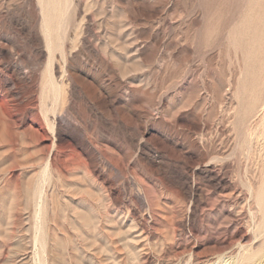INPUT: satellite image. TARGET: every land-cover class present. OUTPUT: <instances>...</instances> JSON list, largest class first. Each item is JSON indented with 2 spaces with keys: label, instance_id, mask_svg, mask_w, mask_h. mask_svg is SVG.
<instances>
[{
  "label": "rangeland",
  "instance_id": "1",
  "mask_svg": "<svg viewBox=\"0 0 264 264\" xmlns=\"http://www.w3.org/2000/svg\"><path fill=\"white\" fill-rule=\"evenodd\" d=\"M263 78L264 0H0V264H264Z\"/></svg>",
  "mask_w": 264,
  "mask_h": 264
},
{
  "label": "bare ground",
  "instance_id": "2",
  "mask_svg": "<svg viewBox=\"0 0 264 264\" xmlns=\"http://www.w3.org/2000/svg\"><path fill=\"white\" fill-rule=\"evenodd\" d=\"M43 10H44V9H43ZM49 10H50V8H49ZM43 12H44V11H43ZM44 22H45V21H44ZM44 25H45V23H44ZM44 25H43V27H44ZM48 25H49V23H48ZM46 26H47V24H46ZM45 29H48V26H47V28L45 27ZM48 31H49V30H48ZM48 31H47V32H48ZM47 32H46V33H47ZM48 34H50V32H49ZM49 37H50V36H49ZM47 41H48L47 43H50L49 41H51V39L48 38ZM50 47H51V46H50ZM51 52H52V51H51ZM52 54H53V53H52ZM52 58H53V56H52ZM50 59H51V58H49V61H50ZM51 60H52V59H51ZM49 63H50V62H49ZM50 64H51V63H50ZM50 66H51V65H50ZM50 75H51V74H50ZM51 77H52V76H51ZM261 78H262V77H261ZM54 79H55V78H54ZM54 79L52 78L53 82H54ZM263 80H264V78H263ZM49 81H51V80L49 79ZM51 82H52V81H51ZM51 82H50V84L53 83V82H52V83H51ZM55 82H56V81H55ZM259 82H260V81H259ZM56 85H57V84H55V86H56ZM51 86H54V85H51ZM58 86H59V88H60V85H59V84H58ZM260 86H261V85H260ZM56 87H57V86H56ZM56 87H55V88H56ZM59 88H58V89H59ZM53 89H54V87H53ZM60 89H61V88H60ZM255 89L258 90V88H255ZM259 89H260V88H259ZM54 90L56 91L57 89H54ZM263 90H264V89H263ZM57 91H58V90H57ZM254 91H255V90H254ZM255 92H256V91H255ZM262 92H264V91H262ZM257 93H258V92H257ZM254 95H255V94H254ZM252 96H253V93H252ZM255 96H256V95H255ZM258 97H259V96H258ZM260 98H261V97H260ZM261 99H262V98H261ZM262 100H263V99H262ZM260 103H261V102H260ZM258 108H259V110H257V111H260V112H261V114H260L261 116L259 117V118H260V122H259V124H258L256 127H252V128H250V129H249V127H247V128L249 129V131H247V130H248L247 128H245V130L247 129L246 131L249 132L248 134H249L250 136H254V135H255V136L257 137V142H258V143H259V142H263V143H262V144H263L262 146H264V101L261 103L260 107H258ZM260 112H259V113H260ZM255 125H256V124H255ZM243 133L245 134V131H244ZM243 133H242V134H243ZM242 134H241V135H242ZM246 137H247V136H246ZM245 139H246V138H245ZM245 139H244V140H245ZM249 139H251V138H249ZM255 140H256V139H255ZM245 141H246V140H245ZM249 142H250V141H249ZM249 142H248V143H249ZM253 142H254V140H253ZM253 142H250V145H251V143H253ZM255 142H256V141H255ZM257 142H256V143H257ZM256 143H255V144H256ZM258 143H257V144H258ZM246 145H247V144H245V146H246ZM252 145H253V144H252ZM259 145H260V144H259ZM245 146H244V147H245ZM244 147H243V148H244ZM247 147L249 148V146H247ZM254 147H256V146H254ZM260 147H261V146H260ZM257 148H258V146H257ZM261 148H262V147H261ZM244 149H245V148H244ZM249 149H250V148H249ZM249 149H248V152H249ZM251 149H252V148H251ZM254 149H255V148H254ZM246 150H247V149H246ZM243 151H244V150H243ZM251 151H253V150H251ZM261 151H264V150H261ZM261 151H260V152H261ZM255 152H256V151H255ZM251 153H252V152H251ZM249 154H250V153H249ZM258 154L262 155L261 153H259V150H258ZM255 156H256V155H255ZM263 156H264V155H263ZM263 156H262V157H263ZM259 158H260V156H259ZM261 161H262V159H261ZM263 161H264V159H263ZM263 163H264V162H263ZM260 165H261V164H260ZM262 165H263V164H262ZM262 165H261V166H262ZM263 166H264V165H263ZM262 168H264V167H262ZM263 172H264V170H263ZM263 174H264V173H263ZM263 176H264V175H263ZM263 180H264V179H262V181H263ZM262 181H261V182H262ZM251 182H252V181H251ZM249 183H250V181H249ZM252 183H253V182H252ZM252 183L249 185V189H250V186H252ZM262 187H263V186H262ZM252 188H253V187H252ZM252 188H251V189H252ZM255 189H256V187H255ZM262 189H263V188H262ZM260 192H261V191H260ZM253 193H254V192H253ZM227 195H228V194H227ZM262 200H264V199H262ZM262 204H263V203H262Z\"/></svg>",
  "mask_w": 264,
  "mask_h": 264
}]
</instances>
